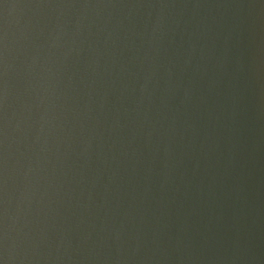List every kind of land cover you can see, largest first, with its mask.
I'll return each instance as SVG.
<instances>
[{"label":"water","instance_id":"water-1","mask_svg":"<svg viewBox=\"0 0 264 264\" xmlns=\"http://www.w3.org/2000/svg\"><path fill=\"white\" fill-rule=\"evenodd\" d=\"M2 264H264V0H0Z\"/></svg>","mask_w":264,"mask_h":264},{"label":"snow or ice","instance_id":"snow-or-ice-1","mask_svg":"<svg viewBox=\"0 0 264 264\" xmlns=\"http://www.w3.org/2000/svg\"><path fill=\"white\" fill-rule=\"evenodd\" d=\"M0 264H2V262H0Z\"/></svg>","mask_w":264,"mask_h":264}]
</instances>
